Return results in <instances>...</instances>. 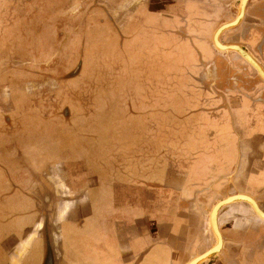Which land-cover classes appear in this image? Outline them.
Returning <instances> with one entry per match:
<instances>
[{
	"label": "crops",
	"instance_id": "crops-1",
	"mask_svg": "<svg viewBox=\"0 0 264 264\" xmlns=\"http://www.w3.org/2000/svg\"><path fill=\"white\" fill-rule=\"evenodd\" d=\"M226 2L46 1L44 11L61 15L57 24L63 32L55 45L68 44V53L75 55L80 43L99 39L92 28L110 24L119 28L111 39L115 45L119 40L126 61L128 48L149 68L137 71L133 89L71 86L64 82L70 76L93 79L98 71L83 74L81 62L59 81L65 57L42 43L37 49L45 50L44 56L38 54L31 68L42 81L33 75L17 85L18 75L11 74V81L0 85V221L16 220L7 230L0 227L2 264H178L179 259L187 264L216 242L209 214L218 201L244 194L264 211V82L248 64L240 67L244 60L214 52V33L204 34L206 18L217 7L226 12ZM95 7L103 9L107 21L101 14L98 22L90 18L87 9ZM86 14L81 41L76 27ZM244 15L246 38L239 30L228 35L245 43L264 70V0H249ZM207 44L209 54L202 51ZM46 90L48 108L45 103L27 112L39 92L46 100ZM13 92L26 111L23 117L11 115ZM19 160L24 162L20 171L10 164ZM16 192L24 199L13 204ZM51 215L45 238L41 232ZM217 224L222 248L217 259L204 263L264 264V250L260 242L255 245L264 220L247 203L222 207ZM210 238L214 242L205 248ZM188 252L195 256L184 262Z\"/></svg>",
	"mask_w": 264,
	"mask_h": 264
},
{
	"label": "rangeland",
	"instance_id": "rangeland-1",
	"mask_svg": "<svg viewBox=\"0 0 264 264\" xmlns=\"http://www.w3.org/2000/svg\"><path fill=\"white\" fill-rule=\"evenodd\" d=\"M22 1H24V0H20V1L19 0H0V7H2V8L5 7L4 12H2V10H0V35H1V40H0V85L5 86L11 81V79L10 78L8 79V77H7L8 75H11V74L18 75V80H16L17 85L22 84V83L26 84L25 80H27V81L32 80L31 76H33V75L39 76L38 77L39 81H42V79L40 78V75H39L40 73L38 71H31V68H33V65H34L33 59L36 58V60H38V58H41V56H44L45 50L42 52V54H40V52L38 53L39 50L37 49V47H39L40 44H42V43L44 44L43 45L44 47L49 46L48 50H50V52L52 51V53L55 56L63 55L65 57L64 60L60 64L61 65L60 68L64 69L63 73H61V74L65 75L67 73L72 72L73 71L72 68L74 66L80 64L81 62H82L83 74L86 71H88L89 73H91L92 71H96V70L98 71V72L96 71L97 72L96 77L93 79L91 78V76H86V75H81V74L79 76L74 77V78H72L70 75H65L63 78L60 77L58 79L59 81H64L65 78L70 76V79L66 80L64 82L67 83L68 85H71V86L74 85L75 83H78V84L83 85V86L95 85L96 88L97 87L102 88L103 86L109 85L112 89L118 91V86L130 85L128 87H131L133 89L135 84H136L135 82H137V80H138L137 77L139 76L137 71H141L143 68L148 67V64H149L148 61H143L141 55L139 58L138 57L136 58L134 56L132 50H130L128 48H126V54L128 55V53H129L130 58H129V60L126 61V59L124 58V56L122 54L123 51L120 49L119 40L118 39L115 40V43H116V45H115L111 39L113 36L112 32L114 30H116L118 32L117 29H119V28H115L114 26L108 24L107 22H106V24H108V26L107 25H99L98 27L92 28L90 30L91 35L92 34H95V35L100 34V36H95V37H99V39L92 40L88 44H86V46L84 45L83 47L81 46L82 43H80L79 47H78L77 54H75V55H72L73 52L68 53L69 50L72 51V49L69 48L68 44L65 45V48H63V49L61 46L55 45V42H57V41H58L57 44H59L60 33L63 32V31H61L59 24H57V23L62 22L61 15L59 13H55L53 11L48 12V10H46V9L44 11V5H46V1H48V5H49L51 3V0H28V1H25L26 3H24V4L22 3ZM226 1L227 2L223 6V9L226 12H221V9L217 7V8H215V10L212 11V13L209 15V17L206 18L208 20H207L206 25H205L206 27L204 26L206 29V33H204V34L207 36V38L211 35V32L214 33V31L217 29V26H219V24H224L226 22H229L233 18H235V16L237 15L238 4H239L240 0H232V1L226 0ZM111 2L114 3V1H111ZM53 3H55V2H53ZM38 8H40L41 10H39ZM87 11H91V16H90V14H86L85 21L82 20L81 23L78 24V26L76 27L77 31L75 30L76 31L75 36L77 38H80L82 36L81 41H82L83 37L86 36V33H87L88 24H87L86 20H88L89 16L92 20H94L96 22H98L100 20V17L104 16L106 18L105 21H107V16L105 15L102 8H98V7H95L94 9L89 8V9H87ZM100 14L102 16L99 17ZM55 16H58V18H56ZM114 16H118V14H115ZM50 19H52V21ZM245 20H246V17H243V19L241 20V22L237 26H235V27H233L227 31H224L223 32L224 34H221L220 40L222 42H229L231 40V37L228 34H230L231 32H234V30L239 29L244 24ZM55 24H56V26H55ZM235 39H236V37H235ZM51 41H52V43H51ZM146 43L147 42H144L141 45H139L140 52L142 51V48H144ZM63 47H64V45H63ZM125 47H127V46L125 45ZM73 50L75 51L76 49L73 48ZM149 50L150 49L148 46L146 51L149 52ZM213 50H214V52H217V53L230 54L231 58L235 61L243 60L234 52H228V53L227 52H221V51L216 50L215 48ZM202 51L205 54H209L210 52H212L209 44L204 45V48ZM140 52H138V53H140ZM38 54H40L41 56H39ZM240 63L242 64L240 67L246 66V65H244L243 62H240ZM6 66H8V67H6ZM247 66H249V65H247ZM230 68H232L231 70L234 69V71H236V73H237V69L234 66L230 67ZM247 68L250 71L253 70L251 66H249ZM44 71L45 70H42L41 73L44 74ZM4 72H6L7 75ZM18 72H20V74ZM23 74L29 75L30 77L27 76L29 79L22 78ZM253 74H255V73H253ZM141 81H142V79H140V82ZM262 82H264V81H262ZM140 85H141V83H140ZM19 89H20L19 90L20 93L18 92L19 99L23 100L24 99V93L21 91L22 87ZM41 90H45V85L42 86ZM47 91L48 90H46V92ZM1 95H4V94H0V97H1ZM49 95H51V94L47 92L46 100H44L45 99L44 98V96H45L44 91L39 92L37 94L38 102L37 103L33 102L34 107H31L30 105H28L25 110H27V112H33V111L41 110V107L45 103L47 104V107H46V109H47L48 104H50V103H48V96ZM13 96H14V99H13L12 106H11L13 109H11V107H10L11 115L14 118L25 116L26 111L23 109V105L21 104L22 102L21 103L16 102V100H19V99H17L15 92H13ZM30 96H32V95H30ZM59 100H60V98H59ZM63 101L67 102V99H64ZM65 105H66V103L62 104L63 107H65ZM43 111H45V109ZM26 115L30 116L28 113ZM37 115H39V114H37ZM20 121L23 123L22 120H20ZM39 126H40V124H39ZM97 126L98 125L94 126L95 129L93 130V132L95 134L99 133V131H98L99 127H97ZM21 127H22V125H21ZM89 142L94 143V141H92V140ZM10 164L14 165V167L17 168L16 170L20 171V169H23L21 167H23L24 162L19 160L17 162L13 161ZM10 171L13 172L12 170H10ZM18 177H21V175H18ZM28 180L29 179L27 178L26 181H28ZM102 187L104 188L105 186H102ZM31 191H33V190H31ZM26 198L27 197H25V199ZM22 199H24L23 194L22 193L18 194L16 192L13 195L12 203L14 204L17 201H20ZM46 209L50 210L51 206L50 205L47 206ZM46 209H45V211H47ZM51 220H52V215L45 218V225H44L45 227H44V230H42V232H41V234L45 238L49 237L48 234H49V231L51 228L50 227ZM22 221H23V217L17 222H22ZM14 222H16V220H10V221L5 222V223L0 221V223H1L0 227L2 230H7V228H10L13 224H15ZM255 235L258 236L259 233L255 232ZM258 237H259V239H257L256 242L254 241L255 245L259 244V242H260V247L262 250H264V234L260 233V236H258ZM210 239L211 240H209V242L207 241L204 244L205 248H208L211 245V243L214 242L213 238H210ZM193 254H194L193 252H190V253L188 252L186 254V256H184L183 258L182 257H180V258H182V260L184 259V262L187 260L189 261L190 257L195 256V255L193 256ZM3 256H4V259L7 260V262H11V261H8L9 256H7L6 253H3ZM6 256H7V259H6ZM217 256H219V255H217ZM217 256H215L214 258L217 259L218 258ZM237 256L238 255L236 254L237 260H240L242 258L241 254H240V256H238V257ZM214 258H212V259L215 260ZM213 260L211 261V263L213 262ZM178 262H179L178 264H180V259ZM0 264H2V263L0 262ZM24 264H26V263H24ZM204 264H208V263H204Z\"/></svg>",
	"mask_w": 264,
	"mask_h": 264
},
{
	"label": "water",
	"instance_id": "water-1",
	"mask_svg": "<svg viewBox=\"0 0 264 264\" xmlns=\"http://www.w3.org/2000/svg\"><path fill=\"white\" fill-rule=\"evenodd\" d=\"M249 0H240L238 4V11L235 18L229 22H226L224 24H221L216 31L214 32L212 36V44L214 48L221 52H234L236 53L240 58H242L249 66L252 67V69L257 73V75L264 81V70L262 67L258 64V62L247 52L245 51L241 46L237 44H222L220 43V35L235 26H237L241 20L244 17L245 7ZM234 202H245L247 203L256 216L260 218L261 220H264V211L258 206L257 202L250 196L244 195V194H236L232 196H228L227 198H224L220 201H218L211 209L209 214V224L211 231L215 237V244L210 249L206 250L205 252L201 253L200 255L194 257L191 261H189L187 264H202L206 261L211 260L215 256H217L222 248V237L220 234V231L218 229L217 224V215L219 210L231 203Z\"/></svg>",
	"mask_w": 264,
	"mask_h": 264
},
{
	"label": "flooded vegetation",
	"instance_id": "flooded-vegetation-1",
	"mask_svg": "<svg viewBox=\"0 0 264 264\" xmlns=\"http://www.w3.org/2000/svg\"><path fill=\"white\" fill-rule=\"evenodd\" d=\"M63 1H65V0H63ZM58 2L59 1H57V3ZM59 3H61V1ZM244 17H245V15H244ZM245 24L246 23H244L239 29H237V30H239V36H240V38H243V39L246 38V36H247L246 34L248 33V29H249L248 27H245L246 26ZM237 30H234V32H231V33H234L235 34L237 32ZM222 34H224V33H222ZM235 36H236V34H235ZM220 38H221V35H220ZM220 38H219V40H220ZM220 42L222 44H237V45L241 46L245 51H247L249 53V51L242 45V44H245V43H243L242 41L238 40L237 37H236V39H235V37L234 38H231V40L229 42H222L221 40H220ZM255 53H256V55H258V58L261 57L257 50H255ZM241 62L244 63V61H241ZM244 65H246V63H244Z\"/></svg>",
	"mask_w": 264,
	"mask_h": 264
},
{
	"label": "bare ground",
	"instance_id": "bare-ground-1",
	"mask_svg": "<svg viewBox=\"0 0 264 264\" xmlns=\"http://www.w3.org/2000/svg\"><path fill=\"white\" fill-rule=\"evenodd\" d=\"M221 43V42H220Z\"/></svg>",
	"mask_w": 264,
	"mask_h": 264
}]
</instances>
